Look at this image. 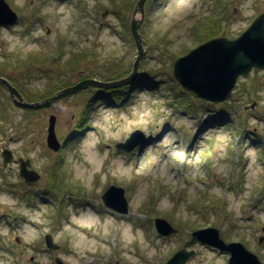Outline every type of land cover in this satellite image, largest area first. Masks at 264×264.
<instances>
[{
  "label": "rangeland",
  "instance_id": "rangeland-1",
  "mask_svg": "<svg viewBox=\"0 0 264 264\" xmlns=\"http://www.w3.org/2000/svg\"><path fill=\"white\" fill-rule=\"evenodd\" d=\"M5 1L17 19L0 26V76L23 100L131 74L138 0ZM143 2L134 17L144 54L129 83L88 87L34 110L14 104L0 83V264H55L56 256L64 264H165L205 226L264 263V241L256 242L264 226V68L240 75L221 102L173 75L188 50L239 36L264 0ZM51 115L56 150L46 144ZM128 139L140 142L114 147ZM5 148L16 162L3 163ZM19 158L39 180L25 182ZM110 184L123 187L126 213L104 204ZM155 217L176 231L160 236ZM47 233L57 250L46 246ZM195 248L187 264L226 263L225 253Z\"/></svg>",
  "mask_w": 264,
  "mask_h": 264
},
{
  "label": "water",
  "instance_id": "water-1",
  "mask_svg": "<svg viewBox=\"0 0 264 264\" xmlns=\"http://www.w3.org/2000/svg\"><path fill=\"white\" fill-rule=\"evenodd\" d=\"M144 0H138L136 10H141ZM142 11V10H141ZM17 19L16 13L9 8L5 0H0V26L10 25ZM139 20L134 16L131 19L130 28L134 37V43L137 48V56L133 62V70L127 77L109 82L99 81L93 78H86L76 82L74 85L64 87L39 101L28 102L23 100L21 94L15 90L5 78L0 77V81L7 87L9 96L14 104L24 108L38 109L49 106L53 101L65 95L73 94L89 86L95 87H118L122 84L129 83L135 77L138 62L141 60L143 52V40L137 33ZM264 67V12H261L247 26L239 36L232 40L224 37L211 38L202 44L189 50L186 54L179 57L173 63V75L182 86L194 92L200 98L213 102L228 100L231 96V89L234 88L237 78L240 75L249 73L253 68ZM54 115L49 118L47 127L46 144L52 150L59 148V142L55 136ZM131 135L137 137L141 134L140 130ZM143 138V137H141ZM140 140L119 142L115 147L118 149L131 150ZM1 156L3 163L7 164L13 160L11 150L3 149ZM19 174L25 182L32 183L40 178V174L33 168H29L30 161L28 158H19ZM104 204L118 212L125 213L128 211L127 200L124 196L123 187L109 185L102 194ZM154 227L161 235H169L176 229L164 218L155 217ZM263 234L259 237L258 242L264 239ZM219 230L214 226H206L191 232L190 239L185 242L183 247L177 250L165 264H185L186 261L195 254L194 250H187L188 246L196 243H202L210 247L226 251L229 258L226 264H263L255 253L250 251L240 241L224 242L220 236ZM46 246L56 250L59 245L53 242L51 234L45 235ZM55 264H64L59 257L54 258Z\"/></svg>",
  "mask_w": 264,
  "mask_h": 264
},
{
  "label": "trees",
  "instance_id": "trees-1",
  "mask_svg": "<svg viewBox=\"0 0 264 264\" xmlns=\"http://www.w3.org/2000/svg\"><path fill=\"white\" fill-rule=\"evenodd\" d=\"M112 91H118V89H111V90H109V92H110V94H111V92ZM120 91V90H119ZM109 99H112V98H110V96H109V94L108 95H106ZM106 96H104V98L106 97ZM89 104H87V106H88Z\"/></svg>",
  "mask_w": 264,
  "mask_h": 264
},
{
  "label": "bare ground",
  "instance_id": "bare-ground-1",
  "mask_svg": "<svg viewBox=\"0 0 264 264\" xmlns=\"http://www.w3.org/2000/svg\"><path fill=\"white\" fill-rule=\"evenodd\" d=\"M92 213L90 214V213H88L89 214V216H91L92 218H93V211H91Z\"/></svg>",
  "mask_w": 264,
  "mask_h": 264
},
{
  "label": "flooded vegetation",
  "instance_id": "flooded-vegetation-1",
  "mask_svg": "<svg viewBox=\"0 0 264 264\" xmlns=\"http://www.w3.org/2000/svg\"><path fill=\"white\" fill-rule=\"evenodd\" d=\"M15 162V161H14ZM183 245V244H182Z\"/></svg>",
  "mask_w": 264,
  "mask_h": 264
}]
</instances>
